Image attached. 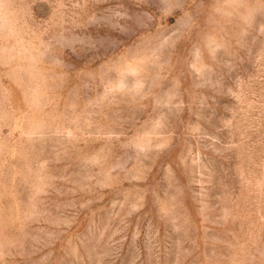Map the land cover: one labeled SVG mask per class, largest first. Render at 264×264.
Returning <instances> with one entry per match:
<instances>
[{
  "label": "rangeland",
  "instance_id": "rangeland-1",
  "mask_svg": "<svg viewBox=\"0 0 264 264\" xmlns=\"http://www.w3.org/2000/svg\"><path fill=\"white\" fill-rule=\"evenodd\" d=\"M0 264H264V0H0Z\"/></svg>",
  "mask_w": 264,
  "mask_h": 264
}]
</instances>
